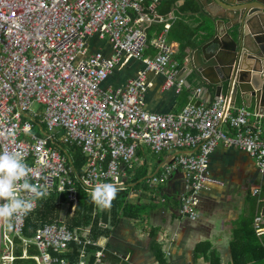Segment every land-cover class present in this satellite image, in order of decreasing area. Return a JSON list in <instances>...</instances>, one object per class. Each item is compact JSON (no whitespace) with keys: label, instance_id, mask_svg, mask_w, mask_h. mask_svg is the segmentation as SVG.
Listing matches in <instances>:
<instances>
[{"label":"built area","instance_id":"obj_1","mask_svg":"<svg viewBox=\"0 0 264 264\" xmlns=\"http://www.w3.org/2000/svg\"><path fill=\"white\" fill-rule=\"evenodd\" d=\"M157 2L0 0V152L20 151L32 169L30 182L46 184L49 193H65L70 215L78 203V184L88 194L104 183L125 189L130 173L142 165L144 148L165 155L144 182L155 187L180 172L178 211L190 220L198 217L199 192L218 183L209 176L208 162L219 144L244 151L264 173L260 118L245 106L233 105L231 95L211 104L186 105L176 115L144 111L147 74L163 75V87L174 88L175 93L183 86L181 68L164 40L168 26L148 39V28L161 22ZM93 37L109 45V56L91 51ZM147 48L154 55L143 57ZM129 59L143 64L135 78L116 90L103 88L111 72ZM34 103L42 106L41 116L32 113ZM70 147L79 148L86 158L80 170L69 157ZM34 204L33 210L38 201ZM25 217L21 214L12 221L11 232L1 220V264L17 259L36 264H107L99 242L70 231L62 220L25 237ZM260 222L257 217V235L264 232ZM71 244L79 246L76 263L64 258ZM31 246L37 255L29 256ZM89 246L100 247L92 261L87 259Z\"/></svg>","mask_w":264,"mask_h":264},{"label":"crops","instance_id":"obj_2","mask_svg":"<svg viewBox=\"0 0 264 264\" xmlns=\"http://www.w3.org/2000/svg\"><path fill=\"white\" fill-rule=\"evenodd\" d=\"M187 2L192 0H177L173 9L162 7L160 13L155 7L161 22L153 23L147 30L148 39H153L163 25L168 26L164 40L180 68L186 65L190 49L200 39H205L204 33L207 32L205 22L208 17L200 12L195 0L192 3L197 7L196 13L183 14L179 11ZM182 41L188 49L179 54L178 42ZM89 48L91 51L101 50L104 56L110 55L109 45L96 37L89 40ZM143 54L152 56L154 50L147 48ZM142 68L140 60L129 59L118 65L102 86L111 90L121 88ZM164 80L163 75L147 74L149 86L143 95L144 111L156 115H176L182 107L190 104L193 98L190 91L202 87L193 83V77L189 75L182 78L183 83H189V88L182 86L175 93L174 88L163 87ZM207 89L208 94L201 100L202 104H211L217 98L214 86ZM236 106H245L249 113L257 115L253 99L250 104L239 101ZM258 117L264 133V115ZM138 156H141L140 153ZM160 161L162 158L155 163L143 160L142 165L127 178V187L123 189L127 191L126 203L132 206L142 204L143 207L139 219L121 218L117 225L110 228L107 237L100 238L98 242L105 248L104 261L107 264H232V246L242 229L249 226L246 222L252 220L255 231V219L260 217L261 228H264V173L258 171L254 159L244 151L219 144L210 154L208 162L209 176L218 183L208 184L199 192L198 217L190 220L178 211V194L182 189L180 172L163 182L165 185L160 183L149 187L144 182V177L159 168ZM89 233L87 229L79 235L87 238ZM262 235L256 234L258 237ZM1 242L2 250L3 227ZM96 248L94 251L87 248L89 261L100 249ZM244 264L256 263L250 261Z\"/></svg>","mask_w":264,"mask_h":264},{"label":"water","instance_id":"obj_3","mask_svg":"<svg viewBox=\"0 0 264 264\" xmlns=\"http://www.w3.org/2000/svg\"><path fill=\"white\" fill-rule=\"evenodd\" d=\"M208 17L205 39L189 51L180 78L202 85L190 91V104L199 105L214 86L216 97L231 95L233 105L254 100L264 115V0H195ZM183 86L189 88L184 81ZM199 89V94L196 93ZM189 91V89H188ZM216 98V99H217Z\"/></svg>","mask_w":264,"mask_h":264},{"label":"trees","instance_id":"obj_4","mask_svg":"<svg viewBox=\"0 0 264 264\" xmlns=\"http://www.w3.org/2000/svg\"><path fill=\"white\" fill-rule=\"evenodd\" d=\"M193 2V0H192ZM187 2L179 8L183 14L196 13L197 7L195 4ZM177 0H158L156 9L158 13L161 8L166 10L173 9L176 6ZM157 13V12H156ZM168 32V31H167ZM191 45V44H190ZM192 46V45H191ZM189 46V47H191ZM188 46L184 42H178L179 54ZM69 157L72 160L76 169L80 170L86 163V158L81 150L76 147L67 148ZM126 190H118L115 200L112 201L110 209L101 210L92 203L90 195L87 191L78 184V203H76L73 213L70 215V206L67 203L65 193L60 195L56 192H51L43 199H37V208L28 213L25 217L24 236L30 238L35 231L44 224L59 220L60 214L63 213V222L66 227L72 232L82 233V230H90L88 237L98 242L100 238L107 237L110 228L117 225L121 218L139 219L140 209L142 204L132 206L126 203ZM64 207V208H62ZM104 225L106 227L104 228ZM249 224L247 228H243L241 233L236 237V244L232 246L231 262L232 264H244L254 262L256 264H264V235L258 237L252 228V220L246 222ZM0 240L2 241V227L0 226ZM0 241V254L2 242ZM72 250L64 255L70 263L78 262L79 246L71 244ZM95 246H89L88 251H94ZM29 256L37 255V250L31 246L28 249ZM17 255L22 256V250L17 251ZM13 264H36L32 259H17Z\"/></svg>","mask_w":264,"mask_h":264},{"label":"clouds","instance_id":"obj_5","mask_svg":"<svg viewBox=\"0 0 264 264\" xmlns=\"http://www.w3.org/2000/svg\"><path fill=\"white\" fill-rule=\"evenodd\" d=\"M32 178V169L20 151L0 152V220L4 221L6 229L21 214L30 213L35 200L49 195L47 185L32 183ZM117 192L114 184L104 183L97 184L89 195L93 204L105 210L111 208Z\"/></svg>","mask_w":264,"mask_h":264},{"label":"rangeland","instance_id":"obj_6","mask_svg":"<svg viewBox=\"0 0 264 264\" xmlns=\"http://www.w3.org/2000/svg\"><path fill=\"white\" fill-rule=\"evenodd\" d=\"M143 57H146V55L143 54ZM31 111H32V113L41 116V114L43 113V108H42V106L34 103L31 106ZM142 157H143V160L145 161V163L146 162L148 163L149 161L151 163H155V160H158V158H162V160L164 159V156L163 155H153L147 148H144L143 149V155H142ZM162 184L165 185V183H162ZM62 208H64V207H62ZM59 220H63V213L60 214ZM8 230H9V232H11L10 227H8ZM1 262H2V260H1V257H0V264H1Z\"/></svg>","mask_w":264,"mask_h":264}]
</instances>
